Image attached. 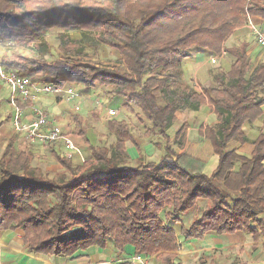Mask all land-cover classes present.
<instances>
[{
	"label": "trees",
	"instance_id": "trees-1",
	"mask_svg": "<svg viewBox=\"0 0 264 264\" xmlns=\"http://www.w3.org/2000/svg\"><path fill=\"white\" fill-rule=\"evenodd\" d=\"M248 15L264 23V0H0V42L13 43L1 59L8 70L30 78L40 72L46 83L60 86L105 87L124 98L127 110L139 109L151 125L147 133L156 131L167 150L160 162L129 165L133 132L126 120L114 118L108 121L114 150L90 145L91 159L81 164L52 150L69 177H46L32 165V154L18 148L19 134L7 126L11 116L0 119V231L22 229L33 254L75 259L92 247L122 252L132 246V256L165 264H173L181 237L245 232L264 241V132L252 140L251 154L229 147L248 142L245 124L263 115L264 61L251 60L247 40L226 45ZM55 28L62 31L60 56L49 61L45 37ZM73 30L82 38H72ZM92 41L96 49L116 50L120 66L93 62L82 46ZM22 47L35 55L22 54ZM223 49L233 58L228 70L213 69L211 83L201 89L184 80L183 62L194 52L214 56ZM205 103L219 120L209 128L219 156L211 175L175 159L168 132L179 110L197 111ZM72 122L86 136L83 116L72 114ZM187 128L184 123L175 133L179 148ZM200 200L206 204L197 208Z\"/></svg>",
	"mask_w": 264,
	"mask_h": 264
},
{
	"label": "rangeland",
	"instance_id": "rangeland-1",
	"mask_svg": "<svg viewBox=\"0 0 264 264\" xmlns=\"http://www.w3.org/2000/svg\"><path fill=\"white\" fill-rule=\"evenodd\" d=\"M254 20L256 21V18ZM256 23L258 22L256 21ZM262 28L264 29V25L262 26ZM61 32L62 31L60 29L55 28L50 30L46 34L45 40L50 46V53L46 54L45 58L49 61H52L60 56L58 46L60 43L59 34ZM251 34L253 35L252 32ZM71 37L74 39H81L82 33L79 30H73L71 31ZM11 45H13V43L0 42V59L11 53ZM82 46L84 51L88 54V57L93 62L101 64L103 66H120V64L117 62L119 53L116 50L102 44H99L98 49H96L93 41L91 43L83 42ZM20 52L26 55H35V52L31 48L22 47L20 49ZM230 61L231 56L227 55L223 60H218V63H216L214 69L222 68L226 70L230 64ZM31 79L35 83H46L43 80V74L40 72L33 74L31 76ZM3 84L0 80V119L11 116V108L8 100L11 90ZM74 85L79 88L80 92L86 98V103L85 105L83 104L81 106L82 108L79 112L71 110L70 104L65 100H56L52 96L47 94H39L36 102L45 106V108L49 112L50 117H52V114L55 112L61 114L60 116L59 114H55V116L57 115V123L62 128L63 132L65 134H68L73 139L75 145L81 151V154L74 153L70 158L75 164H81L91 159V151L89 148L90 145L105 146L110 150H114L116 135L108 129V121L114 118L126 120L133 132L134 141L130 140L127 142V150L129 152V158L127 159V161L129 165L136 166L140 162L146 163L148 161L160 162L161 158L167 152L165 148L166 142L156 131L153 133H147V127L151 125L142 116V114L141 116L136 114V112H139V109L136 108V112L127 110L122 106L124 98L120 96L113 97L112 95L107 93L105 87L97 86L95 88H86L82 84ZM198 88L201 89V87ZM24 105L26 106L27 110H29V108H31L32 106V102L31 104L26 102V104ZM111 108L119 110V113L116 117H110L108 115V110ZM188 112L189 111H187V109L179 110L177 113V120L175 124L171 126L168 131L170 136L173 138L172 144L176 151L180 149L176 140L174 139V136L176 131L184 124L183 121L187 120L186 115L191 114ZM72 114H81L82 116H84L83 118L87 131L86 136L76 133L74 125L72 124ZM142 117L144 118L145 122H142L140 120ZM68 122L71 123L69 124ZM187 124L189 125L188 122ZM7 126L12 130L11 123H8ZM175 126L177 130L174 132ZM2 135L3 134H1V136ZM51 145L52 144H30L24 139L23 136L18 135L17 137L18 148L21 150L29 151L32 154V165L39 166L42 169V173L44 176L57 177L60 175H67V177H69L68 171L61 164H59L56 161L55 157L52 155V150H55L65 156L66 150H64V146L60 142L54 144L53 146ZM4 147L5 142L0 138V154H2ZM178 160L180 161V159ZM204 164L205 160L198 158V162L195 164L197 170L200 171L204 167ZM195 169L191 170L196 172ZM205 204V201L200 200L197 204V208L203 207ZM196 213L197 209L195 208L186 217H184L183 224L188 225ZM180 226L181 225L178 224L176 226V229L179 230ZM210 236L218 235L214 232H210L209 237ZM222 238L226 241H230L235 239V236L226 234L223 235ZM180 239L183 240V244L185 243V250H183L181 254H178L177 258H175V264H210L211 259H213L212 261H215L216 264H239L237 262L239 258V262L243 261L241 257L235 258L234 253H231L228 257H223L222 252L215 251L213 253H205L204 251L200 250L198 246H195L194 244L191 245L190 242H186V240H184L182 237ZM247 253H252V251L248 250ZM130 258L125 260L130 261ZM201 259L205 260V262L199 263ZM121 261H124V259L117 258V260H112L108 263H118ZM92 264H97V262H92Z\"/></svg>",
	"mask_w": 264,
	"mask_h": 264
},
{
	"label": "crops",
	"instance_id": "crops-1",
	"mask_svg": "<svg viewBox=\"0 0 264 264\" xmlns=\"http://www.w3.org/2000/svg\"><path fill=\"white\" fill-rule=\"evenodd\" d=\"M256 21L260 26L264 25L263 22L261 23L260 19L256 18ZM244 40H247L250 43L248 54L251 57V60L255 64L264 61V48H261L256 44L255 38L247 26L236 29L233 35L228 39L226 45L228 47L234 43L238 44ZM211 56L212 55H208L204 52H194L191 57L187 58L183 62L184 80L194 83L198 87L209 85L211 83V71L216 66V64L214 65L211 63ZM224 58H226V56ZM232 61L233 59L231 57L230 64L226 70L230 68ZM3 85L8 87L5 84ZM50 96L56 100H62L54 95ZM36 103L39 104L38 102ZM85 103L86 98L83 100L82 105H85ZM24 104H26V102ZM39 105L45 108L44 105ZM262 110L263 115L261 117L252 123H246L244 126L245 133L249 138V141L245 143L231 141L229 144L230 148H237L239 152L247 155L252 153L254 150L252 140L255 139L259 133L264 132V106ZM187 111H189L188 113H191L186 115L187 120L183 121V123H189L186 130L187 141L185 142L183 148H179L180 150H177L178 153L176 151L177 154L174 158L180 159V163L187 166L190 170L196 168L195 164L198 162V158L203 159L205 160L204 167L200 171L196 168L195 171L211 175L217 168L219 156L214 152L213 144L209 137V128L218 123V116L215 113L214 108L209 103L203 104L197 111ZM31 112V108H29V110L26 108V115L28 118L31 117ZM55 114H59V116L61 114L58 112L52 114L51 119L57 123V115L55 116ZM68 123L70 124L71 122ZM72 124L74 125L73 122ZM176 130L177 128L175 126L174 132ZM209 233L210 232H208L203 239H191L186 240V242H190L191 245L194 244L195 246H198L199 249L205 253H213L215 251L222 252L223 257H228L231 253H234L235 258L241 257L243 260L242 262H239V258V260H237L239 264H264V241H254L252 235L245 232H236L231 234L235 236V239L230 241L224 240L222 238L223 235L218 234V236L209 237ZM184 244L183 240H180V249L177 251V257L178 254H181L182 251L185 250ZM248 250L252 251V253H247ZM133 252L134 248L132 246H127L122 252L113 250L112 248L101 250L100 248L92 247L87 250L83 256L75 259L51 257L42 254L29 253L26 250L23 241L22 229H8L0 231V264H92V262H97V264H109L108 262L117 260V258H122L124 260L130 258ZM212 260L213 259L210 260V264H216L215 261ZM203 262H205V260L201 259L199 261V263ZM149 264L165 263L159 262L155 257H149ZM173 264H175L174 261Z\"/></svg>",
	"mask_w": 264,
	"mask_h": 264
},
{
	"label": "built area",
	"instance_id": "built-area-1",
	"mask_svg": "<svg viewBox=\"0 0 264 264\" xmlns=\"http://www.w3.org/2000/svg\"><path fill=\"white\" fill-rule=\"evenodd\" d=\"M248 15L246 26L253 33L256 43L264 48V29ZM228 55L223 49L220 55L210 57L212 64ZM0 80L11 90L9 105L11 108L10 123L13 132L23 136L30 144H54L60 142L66 150L65 157L71 158L75 153L81 154L80 149L75 145L73 139L65 134L62 128L51 119L47 109L36 103L39 94L54 95L70 104V109L79 112L85 97L75 85L60 86L50 83H35L25 75L19 74L16 70H8L0 59ZM31 101V117L26 115L25 102ZM118 109L108 110L110 117H116ZM132 264H149V257L141 255L131 256Z\"/></svg>",
	"mask_w": 264,
	"mask_h": 264
}]
</instances>
